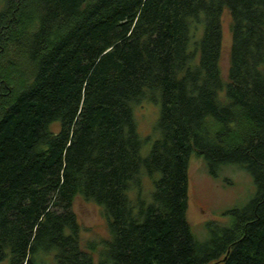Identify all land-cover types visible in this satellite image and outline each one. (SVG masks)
<instances>
[{
	"label": "trees",
	"instance_id": "obj_1",
	"mask_svg": "<svg viewBox=\"0 0 264 264\" xmlns=\"http://www.w3.org/2000/svg\"><path fill=\"white\" fill-rule=\"evenodd\" d=\"M142 102L159 106L145 157ZM192 156L256 187L204 241ZM78 197L101 209L100 247L82 244ZM0 264H264V0H4Z\"/></svg>",
	"mask_w": 264,
	"mask_h": 264
},
{
	"label": "rangeland",
	"instance_id": "obj_2",
	"mask_svg": "<svg viewBox=\"0 0 264 264\" xmlns=\"http://www.w3.org/2000/svg\"><path fill=\"white\" fill-rule=\"evenodd\" d=\"M3 6L4 0H0V11ZM229 25L230 15L227 9H224L221 15L222 45L219 62L223 79H226L228 72V55L231 45ZM17 61H19V57ZM158 114L159 106L155 104L142 102L134 108L137 131L143 141L148 137L154 139L153 127ZM150 144V139L144 142L141 150L143 157L146 156ZM187 174L188 207L186 218L198 241H204L207 238L206 222L226 224L228 222L226 212L232 208L246 206L256 194V187L251 176L245 170L234 165L221 167L217 175L213 177L208 174L202 159L192 156L189 160ZM146 184L145 187L148 186ZM73 210L80 226L82 244L91 241L100 247L99 244L108 238L106 222L101 209L78 197L74 201Z\"/></svg>",
	"mask_w": 264,
	"mask_h": 264
}]
</instances>
